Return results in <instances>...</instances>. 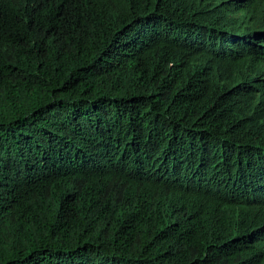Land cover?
I'll return each instance as SVG.
<instances>
[{
	"label": "trees",
	"instance_id": "16d2710c",
	"mask_svg": "<svg viewBox=\"0 0 264 264\" xmlns=\"http://www.w3.org/2000/svg\"><path fill=\"white\" fill-rule=\"evenodd\" d=\"M0 264H264V0H0Z\"/></svg>",
	"mask_w": 264,
	"mask_h": 264
}]
</instances>
